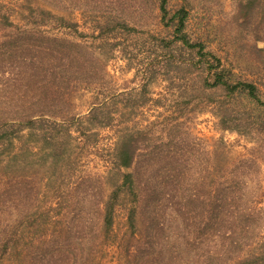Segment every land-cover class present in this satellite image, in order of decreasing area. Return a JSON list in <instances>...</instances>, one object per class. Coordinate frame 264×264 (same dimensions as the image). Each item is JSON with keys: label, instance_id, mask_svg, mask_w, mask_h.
Returning a JSON list of instances; mask_svg holds the SVG:
<instances>
[{"label": "trees", "instance_id": "16d2710c", "mask_svg": "<svg viewBox=\"0 0 264 264\" xmlns=\"http://www.w3.org/2000/svg\"><path fill=\"white\" fill-rule=\"evenodd\" d=\"M243 1H239L237 12L245 10L246 25L253 23V27L256 23L251 31L264 34V0ZM28 2L20 10L9 0H0V261L102 264L105 247L113 245L119 264H264V215L263 206L258 205L264 201V191L243 195L253 173L259 172L264 148L251 147L225 162L221 155L225 151L217 143L213 147L190 134L183 114L190 100L178 102L172 114V110L168 115L160 112L144 124L130 122L132 119L126 116L151 104L164 107L160 103L166 96L154 98L146 88L155 75L154 63L142 77L143 86L137 93L141 99L123 104L120 116L124 119L109 160L118 170L119 184L107 194L104 175L98 186L86 185L91 181L75 177L62 190L63 200L69 203L42 202L48 193L41 192L37 168L44 163L45 171L54 176L49 172L48 181H58L55 188L64 186L60 178L71 170L75 160L72 152H67L68 142L63 137L77 138L76 148L93 138L87 133L74 137L71 124L82 125V119H86L109 127L117 109L109 106L107 96L98 90L104 101L94 102L86 116L73 112L72 96L87 72L85 58L78 53L82 48V42L77 41L80 34L69 36L72 29L78 33L76 25L34 0ZM165 4L166 0H161L164 17ZM187 16L188 10L182 6L171 18L177 19L176 39L185 47L197 48V61L206 73L199 90L223 88L227 100L244 92L264 111L257 83L233 80V70L222 56L208 50L205 42L189 39L185 31ZM261 41V46L257 40L248 46V52L261 53L255 67L264 77V39ZM159 44L163 48L171 40L162 39ZM107 74L104 67L100 77ZM180 126L189 134H182V130L178 133ZM37 127L44 134L26 137L40 135L49 150L34 151L25 142L23 130L36 131ZM196 146L199 154L192 152ZM198 155L209 165L201 167L196 172L198 178L193 179L195 172L184 165L190 156ZM87 191L90 196L85 200L76 197L75 192ZM123 194L129 206L125 230L118 236L115 216ZM259 195L263 196L261 201ZM164 202L171 204L185 228H196L197 232L188 231V236L165 234ZM54 210L60 216L52 214Z\"/></svg>", "mask_w": 264, "mask_h": 264}, {"label": "rangeland", "instance_id": "374dc122", "mask_svg": "<svg viewBox=\"0 0 264 264\" xmlns=\"http://www.w3.org/2000/svg\"><path fill=\"white\" fill-rule=\"evenodd\" d=\"M9 1L20 10L29 4L28 0ZM239 1L243 0H166L167 15L164 17L161 0H34L36 5L49 8L76 25L78 33L72 29L69 36L80 34L77 41L82 42V48H78V53L85 58L87 72L81 87L77 88L72 96L73 112L86 116L94 102L105 100L104 95L107 96L106 102L109 106L117 109L109 127L95 125L86 119H82V125L81 122L71 124L74 137L87 133L93 134L91 136L93 138L84 147L76 148L79 142L77 138L66 135L63 137V140L68 142L67 152H72L75 160L71 170L60 178L64 186L55 188L58 181H48L47 175L50 176L51 171H45L47 165L42 163L37 168L41 192L48 193L42 202L49 200L48 204L52 201L69 203L63 200L62 190H65V186L71 185L75 177H84L91 181V184L86 182V185L98 186L103 181L101 175H104L107 194L119 184L118 173H115L118 170L109 160L117 139L119 124L124 119L120 116L121 111L125 109L123 104L126 100L130 99L133 104L141 99L137 93L143 86L142 77L152 63L155 64L152 67L156 68V71L146 88L150 92L149 95L154 98L166 96V100L160 103L164 104V107L148 104L149 107L126 116L132 119L130 122L144 124L154 120L160 112L168 115L172 110L170 112L172 114L178 102L188 103L187 100H190L191 103H188L183 111L187 116L186 126L189 125L191 128L190 134H196L199 140L202 138L207 140L213 147L217 143L219 148L225 151L221 154L225 162L247 153L251 147L255 150H260V146L264 148L263 107L244 92H238L234 98L227 100L223 88H205L203 92L200 91L206 73L197 61V48L185 47L181 40L176 39L174 31L177 19L171 18L184 6L188 10L185 31L189 39L192 42H205L208 50L222 56L224 62H228L233 70V80L257 83L264 99L263 73L255 67L261 59V53L248 52V46L251 47L256 40L260 42V46L263 45L261 40L264 39V34L257 31L255 34L251 31V28H256V23L253 27V23L246 25L245 10L237 12ZM14 18L16 19V16ZM162 39L171 40V44L162 48L159 44ZM245 55L250 58L247 59ZM104 67L107 68L108 74L101 78ZM98 90L104 95H99ZM180 130L182 134H189L185 127L180 126L178 133ZM23 134L25 142L32 150L39 152L49 150L47 141L40 135L31 136V139L26 137L27 134H44L42 128L37 127L36 131L25 129ZM196 151L197 154L200 153L199 146L192 149V152ZM261 154L263 157L260 158L262 164L259 172L253 173V179L249 181L250 187L243 189V195L246 197L264 191L263 151ZM185 163L184 166H190L195 172L193 179L198 178L199 173L196 172H199L201 167L209 165L208 161L202 162L199 155L197 158L190 156V160ZM51 177H54L53 172ZM96 179L98 180L95 181ZM75 194L79 200H85L90 196L88 191ZM262 197L259 195L258 200L261 201ZM120 203L115 216V232L118 236L125 230L128 197L125 198L123 194ZM258 205L263 206L261 214L264 215V201L258 202ZM162 210L165 215V234L182 236L188 231L191 234L197 232L196 228H185L180 217L175 216L170 203L164 202ZM57 212L59 211H51L52 214L60 216ZM192 230L195 231L191 232ZM104 252L102 264H119L115 246L107 245ZM0 264H9V261L4 259Z\"/></svg>", "mask_w": 264, "mask_h": 264}]
</instances>
